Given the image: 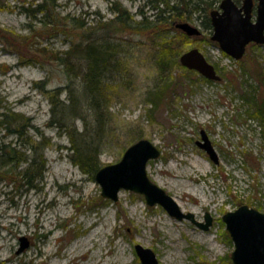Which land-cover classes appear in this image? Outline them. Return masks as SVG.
<instances>
[{
  "label": "rangeland",
  "instance_id": "1",
  "mask_svg": "<svg viewBox=\"0 0 264 264\" xmlns=\"http://www.w3.org/2000/svg\"><path fill=\"white\" fill-rule=\"evenodd\" d=\"M220 1L206 10L191 3L188 19L175 21L199 27L201 36L164 30L180 54L161 69L156 37L112 39L123 61L112 62L105 95L84 98L81 112L70 114L71 97L87 86L86 51L69 54L67 65L52 53L64 58L77 23L94 30L114 16L115 5L135 18L139 8L151 9L145 0H0V146L7 153L0 158V264H142L137 243L159 264H231L233 242L221 215L243 203L264 212V120L253 105L260 93L264 98V45H249L239 60L221 52L202 24ZM40 2L50 15L35 10ZM192 47L221 79L181 66L179 56ZM201 130L217 162L196 143ZM142 138L160 150L146 164L148 177L194 220L175 219L128 189L116 200L104 197L95 172L74 160V140L93 141L99 169ZM205 213L212 217L208 229L196 224ZM22 237L28 246L18 252Z\"/></svg>",
  "mask_w": 264,
  "mask_h": 264
},
{
  "label": "water",
  "instance_id": "2",
  "mask_svg": "<svg viewBox=\"0 0 264 264\" xmlns=\"http://www.w3.org/2000/svg\"><path fill=\"white\" fill-rule=\"evenodd\" d=\"M210 24L211 40H215L220 49L235 60L241 59L249 43L264 44V0H258L255 6L254 0H242L241 5L234 0H221L219 8L210 11ZM175 26L188 36H199L201 33L197 26L186 21H180ZM179 61L181 65L198 71L205 78L214 81L221 78L216 67L198 47L182 52ZM196 143L217 162V153L202 130L201 140ZM159 154L157 145L147 138L133 142L123 151L119 161L103 165L94 173L101 195L116 200L121 188L128 189L142 194L148 205H160L175 219L194 220L190 211L183 212L174 197L148 177L146 164L159 157ZM204 217V222L196 224L208 229L212 217L208 213ZM221 217L233 242V251L229 256L231 264H264V212L243 203L232 211H226ZM27 246V239L22 237L18 252ZM135 253L142 264H159L155 253L149 247L137 243Z\"/></svg>",
  "mask_w": 264,
  "mask_h": 264
},
{
  "label": "trees",
  "instance_id": "3",
  "mask_svg": "<svg viewBox=\"0 0 264 264\" xmlns=\"http://www.w3.org/2000/svg\"><path fill=\"white\" fill-rule=\"evenodd\" d=\"M214 1L215 0H145V4L148 5V8H150L152 12L146 14V11L141 7L137 10L139 18H135L127 8L125 9L121 7V5H115L116 3H114L115 6L112 7L114 16L105 21H98L94 30L87 29L84 26L85 24L78 22L75 30L79 35H77V39L74 40L69 49L64 50V58L59 57L57 53H52L53 58H60V60L64 59V63L67 65L66 57L69 54L74 51H86L85 58L87 69L82 76V80L87 83V86L84 88L83 96L76 95L75 98L71 97V103L68 104L70 114H76L77 111L78 113L81 112L84 98H86V100H94L97 99L98 91L100 93L103 91L104 93L107 80L106 75L108 72L113 71L114 65L112 62L116 61L117 64L122 63L121 51L118 50L119 44H114L112 39L121 37L123 34L126 35L127 33L131 35H147L152 38L156 37L159 40L161 39L162 41L159 43L155 38L156 48L160 49L157 52V63L159 65L158 68L161 69L164 67V64L170 63L174 57L180 54L174 39L171 37L167 39L161 36V34L165 32L164 30L174 26L176 20H187V17H189L187 15H189V13L191 14V9H188L191 3L194 4V7H198L201 3H204L205 5L200 9L206 10L212 7ZM37 6L38 8L35 10L43 12L44 15H50L45 9V3L40 2ZM202 24H204V27L207 29H212L210 16L208 14L205 15ZM181 34L185 36V38H188L183 32ZM102 40H105V42ZM109 40H111V42ZM250 45L257 46L259 44L251 43ZM48 52L50 51H44V53ZM117 54H120V56L112 60ZM115 71L121 72L119 67L115 68ZM156 93L158 94V92ZM262 95L263 94L260 93L261 102H259V105L257 107L256 104L253 105H255L254 114L264 120V98ZM155 105H157V103H155ZM93 110L95 111V107ZM80 135H82V133ZM93 144L92 140L88 142L81 139L78 141V144L74 140V147L77 149L78 159H73L87 172H96L98 170V165L94 158L95 147Z\"/></svg>",
  "mask_w": 264,
  "mask_h": 264
},
{
  "label": "bare ground",
  "instance_id": "4",
  "mask_svg": "<svg viewBox=\"0 0 264 264\" xmlns=\"http://www.w3.org/2000/svg\"><path fill=\"white\" fill-rule=\"evenodd\" d=\"M174 199H175V198H174ZM92 233H93V234H91V236L89 235V237L86 238V239L84 240V243H83V244L86 245L87 242L91 241V240L93 239V237L96 236V235L98 234L96 231H93ZM89 264H91V263H89ZM122 264H123V263H122Z\"/></svg>",
  "mask_w": 264,
  "mask_h": 264
},
{
  "label": "flooded vegetation",
  "instance_id": "5",
  "mask_svg": "<svg viewBox=\"0 0 264 264\" xmlns=\"http://www.w3.org/2000/svg\"><path fill=\"white\" fill-rule=\"evenodd\" d=\"M1 126V124H0ZM1 128V127H0ZM5 143L3 145L0 146V152H1V155H0V158H3L4 154H7L6 151H5ZM7 157V156H6Z\"/></svg>",
  "mask_w": 264,
  "mask_h": 264
}]
</instances>
